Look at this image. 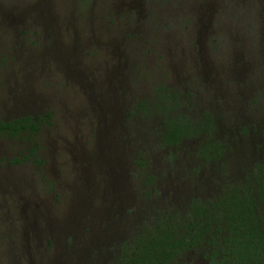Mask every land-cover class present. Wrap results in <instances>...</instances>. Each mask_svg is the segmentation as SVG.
<instances>
[{"label":"rangeland","instance_id":"rangeland-1","mask_svg":"<svg viewBox=\"0 0 264 264\" xmlns=\"http://www.w3.org/2000/svg\"><path fill=\"white\" fill-rule=\"evenodd\" d=\"M157 84L213 113L220 168L132 112ZM20 115L42 121L0 137V264H106L143 219L263 154L264 0H0V118Z\"/></svg>","mask_w":264,"mask_h":264},{"label":"trees","instance_id":"trees-1","mask_svg":"<svg viewBox=\"0 0 264 264\" xmlns=\"http://www.w3.org/2000/svg\"><path fill=\"white\" fill-rule=\"evenodd\" d=\"M185 98L179 90L157 84L152 95L134 103L132 112L157 120L160 147L195 140L191 154L205 166L220 168L228 141L217 132L213 113L202 110L191 116ZM41 121L37 115L0 118V137L30 136ZM241 171L237 179L217 181L210 197L191 195L182 210L155 211L143 219L106 264H173L189 250L198 253L202 264H264V152ZM146 176L147 183L151 178Z\"/></svg>","mask_w":264,"mask_h":264}]
</instances>
